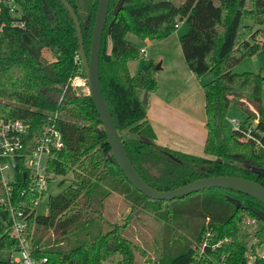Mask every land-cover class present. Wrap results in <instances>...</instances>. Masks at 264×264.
<instances>
[{
    "label": "trees",
    "instance_id": "1",
    "mask_svg": "<svg viewBox=\"0 0 264 264\" xmlns=\"http://www.w3.org/2000/svg\"><path fill=\"white\" fill-rule=\"evenodd\" d=\"M65 2L75 13L87 55L97 0ZM21 21L22 28L0 31V120L27 126L10 182L12 200L26 202L34 196L19 197L26 178L23 158L51 122L62 147L50 149L44 174L48 183L52 177L63 178L58 184L67 183L57 195L48 196L45 215L23 212L25 238L34 258H44V264H189L194 245L209 230L213 240L228 241L216 254L225 250L229 253L226 264H242L245 239L239 231L244 216L258 221L255 235L264 248V222L258 219L264 215V205L255 199L209 189L166 202L136 192L112 161L88 96L76 95L71 85L73 78L82 77V71L74 26L64 7L57 0H22ZM181 21L186 31L178 37V44L186 68L196 78L210 77L202 86V157L155 145L139 97L156 90L154 65H141L134 76L126 67L139 58L138 49L125 40L126 34L161 41ZM249 21L263 27L264 37V0H184L177 6L171 0H109L98 54L99 87L127 158L149 187L168 191L201 178L230 176L264 188V176L258 173L264 170V151L239 142V133H227L223 122L233 105L245 115L241 123L257 119V128L264 132L262 77L231 72L241 59L260 49L253 42L258 30L253 31ZM54 95L58 96L56 103ZM67 175L71 178L66 179ZM112 194L156 211L165 205L166 213L153 214L156 220L167 221L169 215L171 222L196 220L197 231L180 237V242L163 240L157 258L139 261V247L121 233L125 225L107 227L104 223L103 202ZM45 196L42 193L41 199ZM9 233V214L0 202V253L16 249ZM0 264L7 261L0 258Z\"/></svg>",
    "mask_w": 264,
    "mask_h": 264
},
{
    "label": "built area",
    "instance_id": "2",
    "mask_svg": "<svg viewBox=\"0 0 264 264\" xmlns=\"http://www.w3.org/2000/svg\"><path fill=\"white\" fill-rule=\"evenodd\" d=\"M22 0H0V31L4 28H22L21 21ZM177 24L174 25L176 29ZM141 58H145V50H138ZM73 88L85 86L84 80L75 77L71 81ZM86 88V87H85ZM231 130L239 133V142L251 144L255 151H264V132L257 128V119L250 124H243L234 119L229 120ZM27 126L20 121L0 120V202L5 205L9 214L10 237L16 241V249L9 253L10 264H44V258H34L31 248L25 238L27 220L24 210L34 211L41 201V194L46 193L48 185L44 174V165L50 149H60L62 143L60 135L55 129L54 122L48 124L34 140V148L30 154L23 158V167L26 170L24 188L19 193L23 197L27 193L34 196L26 202L18 200L13 202L10 182L13 177L15 158L19 156L24 147V136ZM258 221L253 217L243 218L240 225V236L245 239L242 264H256L264 260V248L259 244L255 232ZM227 239L213 240L211 231L205 230L193 247V254L189 264H226L229 253L223 250L219 255L216 251L227 245ZM12 253L16 256L10 259ZM216 254V256H214Z\"/></svg>",
    "mask_w": 264,
    "mask_h": 264
},
{
    "label": "rangeland",
    "instance_id": "3",
    "mask_svg": "<svg viewBox=\"0 0 264 264\" xmlns=\"http://www.w3.org/2000/svg\"><path fill=\"white\" fill-rule=\"evenodd\" d=\"M183 1L184 0H171V2L175 6L179 5ZM247 24L252 28L253 31L258 30L257 34L254 37L253 42L257 43L260 49L252 56L241 59L231 68V72L234 74H241L247 72V73L259 74L262 77L263 82H262V92H261V106L264 109V37L261 35V30L263 27L252 24L250 21L249 23L247 22ZM185 31H186L185 25L178 27V29L175 31V34L173 35L174 38L176 36L182 35ZM125 40L131 42L138 50L143 48L145 50V55L147 56V58L148 57L150 58L149 61L147 62L150 63L156 60L153 55L156 54L157 51L164 54L162 59L165 63L166 61L169 62L171 61L174 63L176 60L175 52L177 51H178L179 59L181 56L178 44L173 40H169L168 42H166V44L164 43L163 45H157L155 48L147 46V42L136 39L130 34L125 35ZM144 59L141 58L139 55V61L137 62L139 66L140 64L145 63L146 60ZM153 65L155 69V66H158V62H155V64ZM78 77L84 80L83 75L82 77L81 76ZM194 78L196 79L197 82L196 86H198L199 88L198 111L200 115H203L204 112L202 109V86L203 84L209 81L210 77L208 74H205L200 78H196V77ZM177 86H180V83L177 84ZM73 90L76 95L87 94L85 86L78 89L73 88ZM198 93L196 94L198 95ZM244 118L245 115L240 109L234 107L233 105H230L228 107L226 117L223 121L227 133H230L231 130V124L229 123V120L234 119L236 121H243ZM68 178H71V176L67 175L66 179ZM61 179L63 178L61 177L51 178V180L49 181L46 187V196L43 199H41L38 206L34 210L36 215H45L48 196L57 195L67 185L66 181H64L61 184H58L59 181H61ZM141 204L135 205L132 203V201L119 197L116 194L110 195L103 202V206H104L103 219L105 221L104 222L105 225L107 227L112 225H119V226L123 224L125 225V229L121 233L123 236L125 235L128 236L129 239L137 247H139L138 255L136 256V258L139 261L145 260L146 258H150V260L157 258L156 255L158 256L161 253L158 250L161 247V245H163V240H168L171 242L174 239L175 241L180 242L181 241L180 237L184 238V236L189 235L188 233L191 234L197 231L198 222L196 220L177 219L176 221L172 220L171 222L170 215H169V220L167 221L156 220L153 217V214H155L156 212L157 213L163 212L165 209V205H161L158 211H156L154 210V208L152 209L147 205L141 206ZM145 207H147V209ZM164 213L166 212L164 211ZM168 213L169 212H167L166 215H168ZM244 218H246V216H244ZM140 251H142L143 254H140ZM15 256L16 254L12 253L10 259ZM0 258L2 260L7 261V264H10L8 262L9 253L1 252ZM113 259L116 260V258Z\"/></svg>",
    "mask_w": 264,
    "mask_h": 264
},
{
    "label": "water",
    "instance_id": "4",
    "mask_svg": "<svg viewBox=\"0 0 264 264\" xmlns=\"http://www.w3.org/2000/svg\"><path fill=\"white\" fill-rule=\"evenodd\" d=\"M68 13L74 26L75 37L78 46V58L81 67L87 96L98 116L101 130L105 137V143L108 146L112 161L126 180V182L139 194L153 201H172L178 198L186 197L190 194L201 192L209 189L228 190L244 196L255 199L264 205V188L254 182L237 177L217 176L201 178L183 186L168 191H157L149 187L136 173L132 167L127 155L123 149L119 136L114 128L110 114L103 101L98 81V54L102 37L103 28L107 14L109 0H97L96 10L93 18L90 40L87 55H85L82 44V37L77 18L71 6L65 0H57ZM118 6L115 7L114 14ZM155 66L154 70H157ZM58 101V96H53V103ZM145 103V96L141 100ZM173 161H177L171 155H168ZM264 176V170L259 171ZM235 204V202H232ZM258 219L264 222V215H259Z\"/></svg>",
    "mask_w": 264,
    "mask_h": 264
},
{
    "label": "crops",
    "instance_id": "5",
    "mask_svg": "<svg viewBox=\"0 0 264 264\" xmlns=\"http://www.w3.org/2000/svg\"><path fill=\"white\" fill-rule=\"evenodd\" d=\"M183 25L185 24L181 21L177 26ZM175 31L161 41H143L147 42V46L154 48L157 45L166 44L169 40L178 44L179 36L175 38L173 36ZM153 56L156 60L152 63L158 62V69L154 70L156 90L152 94L141 93L139 97L142 100L145 96V116L153 131L154 143L158 147L171 151L202 157L205 139L204 114L200 115L198 111L199 88L196 86V79L186 68L182 55L180 59L178 58V51L175 52L176 60L174 63L171 61L165 63L162 59L164 54L159 51ZM149 59L145 55V63ZM138 61L139 58L127 62L126 67L129 75H136L140 66L143 65L140 64L139 66ZM179 83L180 86H177Z\"/></svg>",
    "mask_w": 264,
    "mask_h": 264
}]
</instances>
